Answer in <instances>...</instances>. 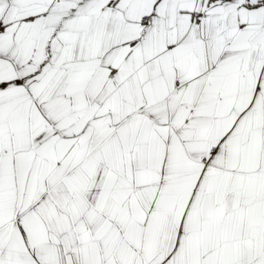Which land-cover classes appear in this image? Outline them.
Returning a JSON list of instances; mask_svg holds the SVG:
<instances>
[{
  "label": "snow or ice",
  "instance_id": "1",
  "mask_svg": "<svg viewBox=\"0 0 264 264\" xmlns=\"http://www.w3.org/2000/svg\"><path fill=\"white\" fill-rule=\"evenodd\" d=\"M0 264H264V0H0Z\"/></svg>",
  "mask_w": 264,
  "mask_h": 264
}]
</instances>
